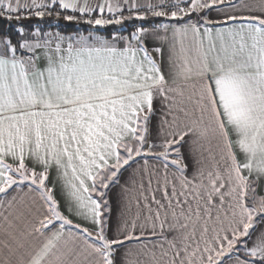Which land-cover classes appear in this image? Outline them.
<instances>
[{
    "label": "snow or ice",
    "instance_id": "1",
    "mask_svg": "<svg viewBox=\"0 0 264 264\" xmlns=\"http://www.w3.org/2000/svg\"><path fill=\"white\" fill-rule=\"evenodd\" d=\"M264 0H0V264H264Z\"/></svg>",
    "mask_w": 264,
    "mask_h": 264
},
{
    "label": "crops",
    "instance_id": "2",
    "mask_svg": "<svg viewBox=\"0 0 264 264\" xmlns=\"http://www.w3.org/2000/svg\"><path fill=\"white\" fill-rule=\"evenodd\" d=\"M257 192H258V194H260V195H264V191H262V190H260V189H258Z\"/></svg>",
    "mask_w": 264,
    "mask_h": 264
}]
</instances>
